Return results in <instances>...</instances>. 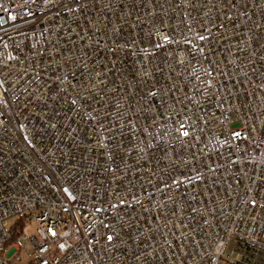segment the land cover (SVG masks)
Wrapping results in <instances>:
<instances>
[{
    "label": "built area",
    "instance_id": "obj_1",
    "mask_svg": "<svg viewBox=\"0 0 264 264\" xmlns=\"http://www.w3.org/2000/svg\"><path fill=\"white\" fill-rule=\"evenodd\" d=\"M22 251L264 255V0H0V264Z\"/></svg>",
    "mask_w": 264,
    "mask_h": 264
},
{
    "label": "rangeland",
    "instance_id": "obj_2",
    "mask_svg": "<svg viewBox=\"0 0 264 264\" xmlns=\"http://www.w3.org/2000/svg\"><path fill=\"white\" fill-rule=\"evenodd\" d=\"M24 233L28 234L29 236H36L37 237V224L36 223H31L28 226L25 227ZM238 253V250L234 252V255L236 256ZM246 254L248 256L245 258V260H241V264H264V255L260 254L258 256L255 255L252 251H247ZM263 255V256H262ZM22 259L20 261L16 259H11V264H26V258L27 255L24 254V252H21Z\"/></svg>",
    "mask_w": 264,
    "mask_h": 264
},
{
    "label": "trees",
    "instance_id": "obj_3",
    "mask_svg": "<svg viewBox=\"0 0 264 264\" xmlns=\"http://www.w3.org/2000/svg\"><path fill=\"white\" fill-rule=\"evenodd\" d=\"M25 220L20 219L17 224L13 227L14 236L20 235L24 230Z\"/></svg>",
    "mask_w": 264,
    "mask_h": 264
}]
</instances>
